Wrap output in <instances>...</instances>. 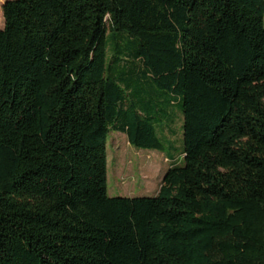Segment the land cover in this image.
Here are the masks:
<instances>
[{
  "label": "trees",
  "instance_id": "obj_1",
  "mask_svg": "<svg viewBox=\"0 0 264 264\" xmlns=\"http://www.w3.org/2000/svg\"><path fill=\"white\" fill-rule=\"evenodd\" d=\"M3 14L0 264H264V0ZM175 104L185 165L154 198L109 197L110 133L163 152Z\"/></svg>",
  "mask_w": 264,
  "mask_h": 264
},
{
  "label": "rangeland",
  "instance_id": "obj_2",
  "mask_svg": "<svg viewBox=\"0 0 264 264\" xmlns=\"http://www.w3.org/2000/svg\"><path fill=\"white\" fill-rule=\"evenodd\" d=\"M0 0V30L5 27ZM161 121L159 138L163 152L138 149L128 143L127 136L111 132L108 138V195L111 198H154L161 180L173 167H183L184 118L179 104L168 108ZM158 129H160L158 127Z\"/></svg>",
  "mask_w": 264,
  "mask_h": 264
},
{
  "label": "crops",
  "instance_id": "obj_3",
  "mask_svg": "<svg viewBox=\"0 0 264 264\" xmlns=\"http://www.w3.org/2000/svg\"><path fill=\"white\" fill-rule=\"evenodd\" d=\"M162 181V180H161ZM158 193V192H157Z\"/></svg>",
  "mask_w": 264,
  "mask_h": 264
}]
</instances>
